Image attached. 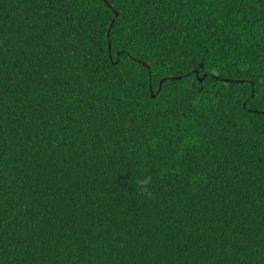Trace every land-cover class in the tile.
Returning <instances> with one entry per match:
<instances>
[{
    "label": "trees",
    "instance_id": "16d2710c",
    "mask_svg": "<svg viewBox=\"0 0 264 264\" xmlns=\"http://www.w3.org/2000/svg\"><path fill=\"white\" fill-rule=\"evenodd\" d=\"M0 264H264V0H0Z\"/></svg>",
    "mask_w": 264,
    "mask_h": 264
},
{
    "label": "clouds",
    "instance_id": "9594fccd",
    "mask_svg": "<svg viewBox=\"0 0 264 264\" xmlns=\"http://www.w3.org/2000/svg\"><path fill=\"white\" fill-rule=\"evenodd\" d=\"M151 183V176H141L140 178L135 180V191L141 196L151 199L153 197V193L151 191Z\"/></svg>",
    "mask_w": 264,
    "mask_h": 264
},
{
    "label": "water",
    "instance_id": "95a60500",
    "mask_svg": "<svg viewBox=\"0 0 264 264\" xmlns=\"http://www.w3.org/2000/svg\"><path fill=\"white\" fill-rule=\"evenodd\" d=\"M178 78H181V77H178ZM204 78H205V76L201 78V82L204 80ZM153 96H155V95L153 94Z\"/></svg>",
    "mask_w": 264,
    "mask_h": 264
}]
</instances>
